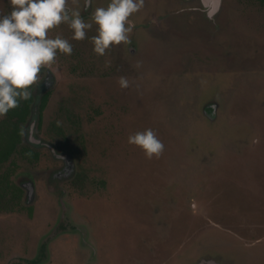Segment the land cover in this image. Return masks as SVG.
Segmentation results:
<instances>
[{
	"label": "rangeland",
	"instance_id": "obj_1",
	"mask_svg": "<svg viewBox=\"0 0 264 264\" xmlns=\"http://www.w3.org/2000/svg\"><path fill=\"white\" fill-rule=\"evenodd\" d=\"M230 1H223L218 24L194 11L172 28L139 33L141 48L128 58L122 43L95 54L88 39L95 25L81 41L72 40L65 24L48 33L68 39L73 51L58 53L38 75L36 84L47 81L50 88L36 133L70 154L75 172L61 185L65 195L52 193L46 173L60 163L47 150L39 149L32 163L14 158L9 179L22 192L14 204L9 192L0 193V264H100L104 225L112 226L111 248L122 236L119 246L134 251L132 233L149 223L151 207L201 208L202 221L187 211L165 218L177 236L185 233L180 224L189 223L192 241L201 235L197 230L225 232L229 213L244 221L256 217L245 209L259 208L264 195V3L244 0L230 8ZM108 3L92 0L91 11ZM67 6L91 22L84 0ZM163 8L144 0L133 18L146 23ZM9 11V0H0V15ZM120 77L128 79L127 88L120 87ZM210 101L219 103L215 121L202 112ZM147 128L165 146L152 159L127 143L130 134ZM254 137L258 144L251 143ZM24 176L35 186L32 204L21 187ZM61 198L72 223L60 222ZM56 225L64 232H53ZM214 236L204 238L226 241Z\"/></svg>",
	"mask_w": 264,
	"mask_h": 264
},
{
	"label": "flooded vegetation",
	"instance_id": "obj_2",
	"mask_svg": "<svg viewBox=\"0 0 264 264\" xmlns=\"http://www.w3.org/2000/svg\"><path fill=\"white\" fill-rule=\"evenodd\" d=\"M223 1L224 0H221L217 13L211 17L208 15V8L210 7L209 0H153L154 4L164 8L160 11L152 12L146 23L140 22L143 18H133L134 15H132L130 20L135 24V29L130 34V43H122L120 50L126 58H128L129 55L136 54L142 45L141 40L138 38L139 33L144 32L149 34L151 31L168 29V27L172 28L176 20H182L187 16V13H193L194 11L202 13L213 24H218L216 20L221 12ZM259 1L264 3V0ZM243 2L244 0H231L230 3L234 5L231 4L229 6L230 8H235L237 6L235 4ZM205 4H207V7ZM91 12V7L87 10L84 9V16L86 19L90 18ZM216 27H218V25H216ZM131 37L133 39H131ZM46 73L48 79L51 75L48 71ZM36 86V88H40L36 95L39 97H43L46 94L49 95L48 89L50 88V83L46 81L41 85L36 84ZM37 106L38 111L34 117L39 118L42 116V113L40 114L39 105ZM218 109L219 103L217 101H210L204 105L202 112L209 121H215L218 116ZM34 111L35 109H33V115ZM33 122L36 123V126L40 124L37 119L31 123ZM31 123L28 125L25 133V141L27 143ZM35 137L40 138L36 133V127ZM46 142L52 144L59 152L65 153L60 151L53 143L49 141ZM45 150H47L52 157L51 152L48 149ZM57 162L60 164L49 169L46 173V181L49 186V191L54 193L57 190H61L62 195H65V190L61 187L64 182H67L61 174L65 165L62 161ZM28 181L33 180L30 176H24L22 184ZM260 196V199H257L259 201V208L245 209V212L249 214L253 212L254 216H256L254 219L250 220L249 218L245 221L239 220L235 218L233 214L229 213L228 216L229 218L231 217L230 220H232V222L227 227H223L225 232H220L217 229H207L205 231H203V229L201 231L197 230V232H201V235L199 236L200 238L198 237L195 241H192L186 236V229L189 223L185 225L180 224L181 230H184L185 233L177 236L178 233L174 232L172 234V230L167 229L169 225L166 224L165 218L167 220L170 217V212L187 211L188 213L190 212L189 217H192L191 215L193 214H197L200 216V221H202L203 214L201 213V208L200 210L197 208L189 209L184 206L181 208L177 206L175 208H171L170 206L168 208H149V223L143 224L141 228L136 227L132 233L131 237L135 242L134 251H131L129 247L124 248L119 246L123 239L122 236L119 235H117V238L119 236V243L116 242L117 244L111 248L112 246L109 244V238L113 235L110 231V227L112 226H110V224H105L101 233L102 245L99 257L100 264H264V195ZM164 198H166V196ZM61 205L62 212L60 215V222H66V224L72 223L69 211L66 210L62 198ZM28 211L31 213L32 209L29 207ZM198 224H201L200 228L203 227V223L199 222ZM192 225L193 224H191V227ZM215 225L220 227L219 224ZM58 226L56 225L54 227L53 232H64L63 229L58 230ZM206 233H208L209 237L221 235L224 238L226 237V241L223 243L218 241V243H220L219 245L215 241L210 242L207 238H204ZM115 247L116 251L112 253L110 249H114Z\"/></svg>",
	"mask_w": 264,
	"mask_h": 264
},
{
	"label": "clouds",
	"instance_id": "obj_3",
	"mask_svg": "<svg viewBox=\"0 0 264 264\" xmlns=\"http://www.w3.org/2000/svg\"><path fill=\"white\" fill-rule=\"evenodd\" d=\"M92 0H84L85 10ZM10 11L0 15V117L19 107L21 101L32 98L29 89L37 83L43 68L55 62L57 54L71 55L73 46L68 39L48 33L61 24L72 31V40L81 41L95 25L96 34L88 38L93 52L104 56L106 51L121 43H130L135 24L130 17L144 6V0H109L106 7H97L86 22L79 10L68 7V0H9ZM139 67V64L137 65ZM121 88L129 81L120 77ZM254 137L252 144H258ZM143 151L148 159L159 157L164 143L155 131L147 128L130 134L127 139Z\"/></svg>",
	"mask_w": 264,
	"mask_h": 264
},
{
	"label": "trees",
	"instance_id": "obj_4",
	"mask_svg": "<svg viewBox=\"0 0 264 264\" xmlns=\"http://www.w3.org/2000/svg\"><path fill=\"white\" fill-rule=\"evenodd\" d=\"M34 85L29 89L32 98L28 101H21L18 108L0 118V169L9 163L6 172L0 175V193L7 191L11 194V204L19 200L21 188L10 182V174L15 166L14 158L18 157L27 162L39 160V149L32 147L25 141V133L28 125L34 121H41L39 118L32 117L34 106L39 105L40 114L46 106L48 94L43 97L33 93ZM4 204L7 203L4 201Z\"/></svg>",
	"mask_w": 264,
	"mask_h": 264
},
{
	"label": "water",
	"instance_id": "obj_5",
	"mask_svg": "<svg viewBox=\"0 0 264 264\" xmlns=\"http://www.w3.org/2000/svg\"><path fill=\"white\" fill-rule=\"evenodd\" d=\"M209 2H210V7L208 8L209 9L208 15L212 17L215 13H217L218 6H220L221 4V0H209ZM205 5L207 7V4ZM34 109L35 111L33 117L36 116L37 114L38 106L36 105ZM35 127H36V123L35 122L31 123L30 132L28 135V143L31 146L39 149H43V148L48 149L55 160L62 161L64 163L65 167L61 174L66 180L70 179L75 172V162L73 157L67 153L59 152L52 144L43 141L41 138L35 137ZM21 187L26 191L27 203L32 204L35 201V186L33 182L28 181L24 184H21Z\"/></svg>",
	"mask_w": 264,
	"mask_h": 264
}]
</instances>
